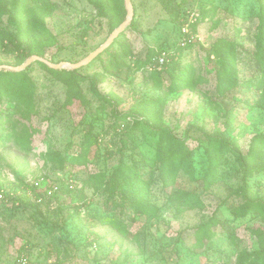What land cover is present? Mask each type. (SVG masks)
<instances>
[{"label":"rangeland","instance_id":"obj_1","mask_svg":"<svg viewBox=\"0 0 264 264\" xmlns=\"http://www.w3.org/2000/svg\"><path fill=\"white\" fill-rule=\"evenodd\" d=\"M9 1L0 30L21 45L4 41L0 66L38 47L54 63L82 61L127 18L125 0L110 5L114 29L97 0ZM132 2V25L89 64L13 71L34 111L0 103V264H264V0ZM153 52L188 78L150 74L165 65L147 64ZM15 122L29 146L8 137ZM209 137L235 148L210 179ZM172 157L183 164L174 177ZM125 165L147 192L127 184ZM116 186L135 195L132 209L115 206Z\"/></svg>","mask_w":264,"mask_h":264},{"label":"trees","instance_id":"obj_2","mask_svg":"<svg viewBox=\"0 0 264 264\" xmlns=\"http://www.w3.org/2000/svg\"><path fill=\"white\" fill-rule=\"evenodd\" d=\"M98 2L102 3V6L104 7L103 15L108 19V21L111 23V28L114 29L118 23H120V17L118 14L117 9L110 10V5L116 0H97ZM105 3V4H104ZM15 6V2H11L9 0H0V18L2 15L10 11V16L12 19L14 18L13 15V8ZM11 9V10H10ZM134 11L136 15V10L134 6ZM126 14V10H125ZM134 15V18H135ZM119 17V20L116 22V19ZM133 18V19H134ZM133 23V22H132ZM132 25V24H131ZM130 25V26H131ZM23 27H20V33H23ZM256 45L258 49V59L260 60V64L262 68L264 69V11L262 12L260 16V23L258 25V31L256 33ZM19 36L18 34L12 35L8 31L0 30V45L4 46V41H8L9 43L14 44L15 46H20L21 42L18 41ZM117 40V39H116ZM114 40V41H116ZM35 53L37 55L43 56L45 58V49L43 47L36 48ZM156 52L151 53L148 56L147 64L153 62V58L156 56ZM100 57V55L98 56ZM43 65L52 73L55 75H61L66 73L64 70L60 69H53L51 67H48L46 64L43 63ZM181 62L179 59H171L170 61H167L164 65V68L162 70H152L150 74H156L160 79H162L165 75V73H169L170 69L177 68L181 72L176 73L173 75L174 81L183 82L184 79L188 78V73L183 70L181 67ZM78 71V70H76ZM76 71H72L76 73ZM173 72H170L172 74ZM22 76L21 72H13L9 71L7 69H0V103L3 100L13 102L16 105L23 108L21 111V114L23 118L29 119L30 115L34 111L33 108V100H32V91L31 89L27 88V85H24V81L20 79ZM16 83V84H15ZM20 85V86H18ZM12 136L15 139H18L20 144L29 146L31 143V132H29V126L25 125L24 123L21 124V127L19 128L18 122H15L12 124V131L9 133L8 137ZM98 141V137L96 135H89L86 138V143H84V149L87 151V149L94 143ZM209 146L207 148V155L210 159V168L207 174V178L210 179L213 175L216 174V168L219 165V162L221 159H223L228 153L234 152L235 148L231 147L229 144L220 143L215 138L209 137L208 138ZM169 165L167 166L169 176L174 177L177 172L182 169L183 164L179 161L178 158L172 157L169 159ZM121 175L124 177V179H127V184L132 185L133 187L138 186L139 190L141 191L140 194H144L148 191V185L149 182H147L144 179V174L142 172H139L137 170L131 171L129 167L125 165L124 169L121 172ZM208 183V180L203 183ZM117 186L113 189L112 196L115 197L114 203L116 207H120L121 211L123 212L126 208L132 209L136 203V201L131 197V195L124 190L122 187ZM120 191V192H118ZM117 198H120V200H117Z\"/></svg>","mask_w":264,"mask_h":264},{"label":"water","instance_id":"obj_3","mask_svg":"<svg viewBox=\"0 0 264 264\" xmlns=\"http://www.w3.org/2000/svg\"><path fill=\"white\" fill-rule=\"evenodd\" d=\"M125 5L127 9V18L124 22L120 24V26L115 29L112 34L109 36L107 41L102 44L99 48H97L95 51H93L89 56H87L84 60L73 63L69 61H60L59 63H54L47 58L40 56V55H33L28 60L23 63L21 66H0L1 69H9L12 71H21L27 68L31 63L34 61H41L45 64H47L49 67L53 69H62V68H70V69H78L83 67L84 65L89 64L94 59H96L101 53H103L113 42L114 40L126 30V28L131 24L135 11H134V5L132 0H125Z\"/></svg>","mask_w":264,"mask_h":264},{"label":"built area","instance_id":"obj_4","mask_svg":"<svg viewBox=\"0 0 264 264\" xmlns=\"http://www.w3.org/2000/svg\"><path fill=\"white\" fill-rule=\"evenodd\" d=\"M168 60L167 58V54L165 52L159 53L158 55H156L153 58V62H151V65H154L155 67H161L163 66L166 61ZM23 259H21L20 261H22Z\"/></svg>","mask_w":264,"mask_h":264}]
</instances>
